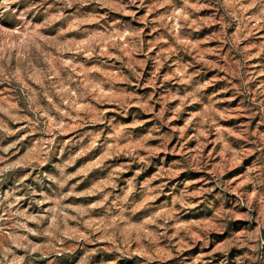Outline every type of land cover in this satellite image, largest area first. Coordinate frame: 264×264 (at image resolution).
<instances>
[{"label": "rangeland", "instance_id": "obj_1", "mask_svg": "<svg viewBox=\"0 0 264 264\" xmlns=\"http://www.w3.org/2000/svg\"><path fill=\"white\" fill-rule=\"evenodd\" d=\"M0 264H264V0H0Z\"/></svg>", "mask_w": 264, "mask_h": 264}]
</instances>
